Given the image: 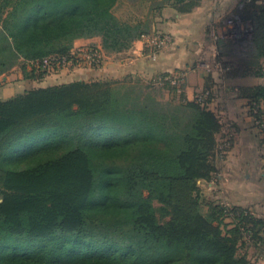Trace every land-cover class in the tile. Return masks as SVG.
<instances>
[{"label":"trees","instance_id":"1","mask_svg":"<svg viewBox=\"0 0 264 264\" xmlns=\"http://www.w3.org/2000/svg\"><path fill=\"white\" fill-rule=\"evenodd\" d=\"M170 1L195 4L0 0V75L30 61L25 77L41 80L80 38L128 50ZM238 14L250 26L246 54L224 70L262 79L239 92L264 142V0H244ZM151 88L97 78L0 94V264H255L240 247L264 243V218L198 195L221 150L212 88L203 102Z\"/></svg>","mask_w":264,"mask_h":264},{"label":"crops","instance_id":"2","mask_svg":"<svg viewBox=\"0 0 264 264\" xmlns=\"http://www.w3.org/2000/svg\"><path fill=\"white\" fill-rule=\"evenodd\" d=\"M243 1L195 0L194 7L185 11L174 1L166 2L154 20L152 32L136 40L130 49L108 53L101 40L80 38L75 41L71 55L57 61L60 65L63 63L62 67L66 64L73 67V71L65 74L72 76L67 82L97 78L136 80L168 90L155 80L171 74L182 82L181 89H175L172 94H178V99L183 94L188 100L211 87L213 98L208 104L221 117L223 127L218 135L221 150L216 157L217 171L210 180H199L200 190L202 185L209 189L208 194L201 191L202 198L248 207L264 218L263 135L256 125L249 99L239 92L242 86H253L261 80L254 81L257 77L253 76H231L224 70V65L241 61L246 54L240 40L243 30L237 26L238 9ZM233 22L237 23L233 25ZM157 37H168L167 43L158 50L154 45ZM29 65L30 61L20 67L15 65L1 74L0 80H10L9 72L17 68L22 70L19 79L29 80L24 75L25 68L30 70ZM31 66L37 67L38 63ZM12 91L14 88L7 91L0 86L3 99L14 96V93L7 96ZM249 248L256 250L258 258L255 256L254 260L264 262V243Z\"/></svg>","mask_w":264,"mask_h":264},{"label":"rangeland","instance_id":"3","mask_svg":"<svg viewBox=\"0 0 264 264\" xmlns=\"http://www.w3.org/2000/svg\"><path fill=\"white\" fill-rule=\"evenodd\" d=\"M237 22H238L237 26L240 29L243 30V35L241 33V35H242L241 37H243V36L245 37L248 34V32H249V28H250L249 24L246 21H242V20H240V22L239 21H237ZM234 23L235 22H233V25H234ZM227 25H232V23L231 22H229V23L227 22ZM91 40H94L95 42H98L97 40H101V37H100V39L99 38H96V37L95 38H91ZM55 62H57L56 65L50 63L49 70H50V73L51 74L49 73V74L45 75L41 80H37V79L35 80V79H32V78H28L29 80H27V79L26 80L25 79L24 80H20L19 79V76L20 75L22 76V70L21 69L19 70V68H17L16 70H12V71L9 72V75L8 76L10 77V80H3V79L0 80V86L5 87V89L7 91L8 90H12L14 88V91H12L11 93H7V96H9L12 93H14L16 95V94H18L20 92H23L26 89H30V88H34V87H43V86H48V85H51V84H56V83L57 84H60V83L67 82L68 79H70L72 76H67V75L65 76V74H67L68 71H73V67L70 66V64H66V65H64L62 67L61 65L63 63L60 65L58 61H55ZM33 64L34 63L30 62V65H29V68L30 69H32L34 67V66H31ZM17 65H19L18 67H20L22 64L21 63H18ZM19 72H21L20 75H19ZM253 77H255V76H253ZM252 80H254V81L255 80H258L259 81V80H262V79L259 78V77H257V79L254 78ZM122 81H124V80H122ZM125 81H127V80H125ZM135 81L136 80H132V82H135ZM176 82L175 83H172V84L176 86L177 90L178 89L180 90L181 89V86H182V82L180 80H176ZM135 83H137V82H135ZM1 90H2V88H1ZM168 90L159 89L157 87L154 88V89L151 88V92L154 95H156L157 97L159 96V97H161V98H163V99H165L167 101L169 100V101L177 102L179 95L177 94L175 96L174 94H172L173 91H168ZM175 98H177V99H175ZM201 191L203 192V194L204 193H207L208 194L209 193V189H208L207 186H204V187H203V185L201 186V190L199 191L200 194L198 193V195L201 198V201H203L202 194H201L202 192ZM2 196H3V188L0 186V198H2ZM154 204L156 206H160L161 205L157 200H155ZM201 208H202V211L204 213H206L207 210H208V206L206 204L205 205H202ZM225 223H228V224H230V226H232L231 225V218H226ZM221 226L223 228V225H221ZM230 226L224 227V228L227 229ZM249 247H255V245L252 244ZM249 247L245 248L242 245V247H240L241 248L240 249V252L241 253H244L245 250H247L249 256L251 257L252 261L255 262V264H264L263 261L254 260L255 259L254 257L256 256V250H254V248L250 249ZM256 257L258 258V256H256Z\"/></svg>","mask_w":264,"mask_h":264},{"label":"built area","instance_id":"4","mask_svg":"<svg viewBox=\"0 0 264 264\" xmlns=\"http://www.w3.org/2000/svg\"><path fill=\"white\" fill-rule=\"evenodd\" d=\"M168 41V37H157L154 40L155 49L158 50L159 47L165 45ZM98 54L97 52L94 53V58L97 59ZM176 80H179L178 76L174 75H168V76H160L156 82H160L161 84H164L166 81H170V83H175ZM177 83V82H176ZM210 94L209 90L203 91L202 94L199 95V99L203 102Z\"/></svg>","mask_w":264,"mask_h":264}]
</instances>
